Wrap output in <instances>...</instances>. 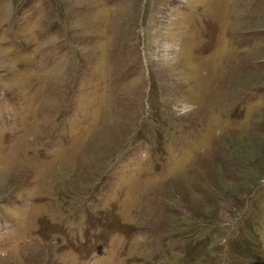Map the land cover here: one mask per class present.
Masks as SVG:
<instances>
[{
	"label": "rangeland",
	"instance_id": "1",
	"mask_svg": "<svg viewBox=\"0 0 264 264\" xmlns=\"http://www.w3.org/2000/svg\"><path fill=\"white\" fill-rule=\"evenodd\" d=\"M0 264H264V0H0Z\"/></svg>",
	"mask_w": 264,
	"mask_h": 264
}]
</instances>
